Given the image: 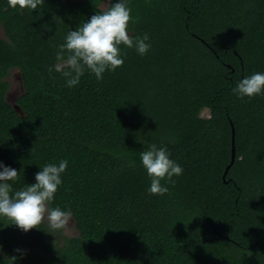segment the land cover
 <instances>
[{
    "label": "trees",
    "instance_id": "1",
    "mask_svg": "<svg viewBox=\"0 0 264 264\" xmlns=\"http://www.w3.org/2000/svg\"><path fill=\"white\" fill-rule=\"evenodd\" d=\"M111 3L44 0L32 11L0 0V161L19 171L20 189L38 166L67 160L52 206L70 209L78 229L0 228V261L264 264V95L232 92L264 72V0H129L132 35L148 33L149 52L124 48L103 80L86 72L66 86L49 73L57 46ZM14 69L23 116L7 101ZM141 139L163 143L184 169L163 196L146 191Z\"/></svg>",
    "mask_w": 264,
    "mask_h": 264
},
{
    "label": "clouds",
    "instance_id": "2",
    "mask_svg": "<svg viewBox=\"0 0 264 264\" xmlns=\"http://www.w3.org/2000/svg\"><path fill=\"white\" fill-rule=\"evenodd\" d=\"M10 8L39 10L44 0H7ZM136 18L132 15L129 0H112L111 6L96 12L74 30H69L64 42L57 46V63L49 68L65 78L68 87L79 84L81 77L89 72L96 80H103L105 72H113L124 63V48L134 49L140 55H146L152 47L150 36H133L132 25ZM123 45V48L121 47ZM232 92L240 99H252L264 95V72H254L243 76L236 82ZM147 143L145 151L140 153V162L150 178L146 191L151 195L163 196L169 192V184L174 185V177L183 174V167L171 159L168 148L161 143ZM68 161L46 163L38 166L34 173V182L20 189L13 185L19 180V171L0 161V228L15 225L21 231L43 229L47 224V233L54 237L63 234L70 225V209L53 207L55 194L63 184V174ZM134 164V162H132ZM164 181V183H161ZM2 250V246H0ZM15 251L21 252L20 249ZM18 257L8 256V264H15ZM4 260V259H3ZM3 260L0 264H3Z\"/></svg>",
    "mask_w": 264,
    "mask_h": 264
},
{
    "label": "rangeland",
    "instance_id": "3",
    "mask_svg": "<svg viewBox=\"0 0 264 264\" xmlns=\"http://www.w3.org/2000/svg\"><path fill=\"white\" fill-rule=\"evenodd\" d=\"M107 6H108V1L103 3V7H107ZM0 36L6 37L5 29L1 24H0ZM19 78H20L19 71L15 70V69L10 72V74L7 78L10 81V88L8 91V99L11 103H13L14 100L17 97H19L24 91L21 87ZM209 114H210L209 109H205L202 112L203 116H209ZM63 234L67 235V236H75L78 234L76 222L73 218L71 219L69 227L67 228V230Z\"/></svg>",
    "mask_w": 264,
    "mask_h": 264
},
{
    "label": "water",
    "instance_id": "4",
    "mask_svg": "<svg viewBox=\"0 0 264 264\" xmlns=\"http://www.w3.org/2000/svg\"><path fill=\"white\" fill-rule=\"evenodd\" d=\"M20 80V84L22 86V89L24 90V85H23V81H22V77L19 78ZM7 101L14 107V109L20 114V115H24V111L23 109L20 107V105L18 104V97L14 100L13 103H11L8 99V94H7ZM235 134H236V131H235V126L233 124V140H232V143H233V155H232V161H231V164L226 168V171H225V174L223 176L224 180L226 181V176L229 172V169L231 167V165L235 162V159H236V144H235Z\"/></svg>",
    "mask_w": 264,
    "mask_h": 264
},
{
    "label": "flooded vegetation",
    "instance_id": "5",
    "mask_svg": "<svg viewBox=\"0 0 264 264\" xmlns=\"http://www.w3.org/2000/svg\"><path fill=\"white\" fill-rule=\"evenodd\" d=\"M102 7H103V4H102ZM22 87V86H21Z\"/></svg>",
    "mask_w": 264,
    "mask_h": 264
}]
</instances>
